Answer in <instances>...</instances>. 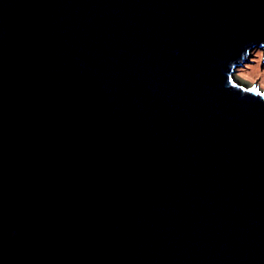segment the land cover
I'll use <instances>...</instances> for the list:
<instances>
[{"label": "water", "instance_id": "obj_1", "mask_svg": "<svg viewBox=\"0 0 264 264\" xmlns=\"http://www.w3.org/2000/svg\"><path fill=\"white\" fill-rule=\"evenodd\" d=\"M257 48L264 0H0V264H264Z\"/></svg>", "mask_w": 264, "mask_h": 264}, {"label": "rangeland", "instance_id": "obj_2", "mask_svg": "<svg viewBox=\"0 0 264 264\" xmlns=\"http://www.w3.org/2000/svg\"><path fill=\"white\" fill-rule=\"evenodd\" d=\"M264 56L257 48L250 52L248 62L236 69L234 77L244 84L256 85L264 92Z\"/></svg>", "mask_w": 264, "mask_h": 264}, {"label": "clouds", "instance_id": "obj_3", "mask_svg": "<svg viewBox=\"0 0 264 264\" xmlns=\"http://www.w3.org/2000/svg\"><path fill=\"white\" fill-rule=\"evenodd\" d=\"M262 92V91H261ZM264 93V92H263Z\"/></svg>", "mask_w": 264, "mask_h": 264}]
</instances>
